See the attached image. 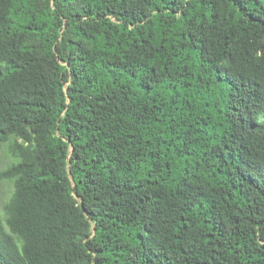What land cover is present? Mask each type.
<instances>
[{
    "label": "trees",
    "instance_id": "16d2710c",
    "mask_svg": "<svg viewBox=\"0 0 264 264\" xmlns=\"http://www.w3.org/2000/svg\"><path fill=\"white\" fill-rule=\"evenodd\" d=\"M0 264H264V0H0Z\"/></svg>",
    "mask_w": 264,
    "mask_h": 264
},
{
    "label": "rangeland",
    "instance_id": "374dc122",
    "mask_svg": "<svg viewBox=\"0 0 264 264\" xmlns=\"http://www.w3.org/2000/svg\"><path fill=\"white\" fill-rule=\"evenodd\" d=\"M4 67L5 65L0 63V69ZM11 161L12 159L8 156L6 149H4L0 154V170L9 165ZM13 189V184L10 182L0 183V216H4L5 205L11 198Z\"/></svg>",
    "mask_w": 264,
    "mask_h": 264
}]
</instances>
